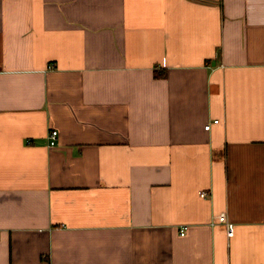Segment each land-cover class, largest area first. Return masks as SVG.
Listing matches in <instances>:
<instances>
[{
    "label": "crops",
    "instance_id": "0c3cea01",
    "mask_svg": "<svg viewBox=\"0 0 264 264\" xmlns=\"http://www.w3.org/2000/svg\"><path fill=\"white\" fill-rule=\"evenodd\" d=\"M0 264H264V0H0Z\"/></svg>",
    "mask_w": 264,
    "mask_h": 264
},
{
    "label": "built area",
    "instance_id": "2783aa9c",
    "mask_svg": "<svg viewBox=\"0 0 264 264\" xmlns=\"http://www.w3.org/2000/svg\"><path fill=\"white\" fill-rule=\"evenodd\" d=\"M218 122H219V119L215 118L212 122H209L208 124H206L205 128L210 129L212 126V123H218ZM58 135H59V132L57 129H52L49 131L48 136H47L49 140L48 142L49 146H54L57 144ZM201 194L205 195L207 194V192L203 191ZM218 220L226 224L227 234L229 236H232L235 232V223L228 218L225 212H222L221 214H219ZM186 230H187V225H183L180 228V233L185 234Z\"/></svg>",
    "mask_w": 264,
    "mask_h": 264
}]
</instances>
